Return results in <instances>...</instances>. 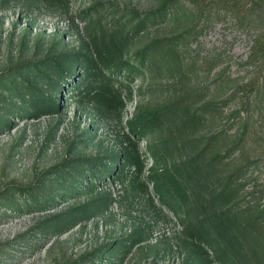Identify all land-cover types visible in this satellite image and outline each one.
Returning <instances> with one entry per match:
<instances>
[{
	"label": "rangeland",
	"instance_id": "1",
	"mask_svg": "<svg viewBox=\"0 0 264 264\" xmlns=\"http://www.w3.org/2000/svg\"><path fill=\"white\" fill-rule=\"evenodd\" d=\"M164 1L0 0V264H183L185 207L149 177L146 148L160 134L139 135L141 104L180 97L200 108V134L216 136L211 152L225 153L226 171L242 169L240 205L264 208V2L174 0L159 21L124 26ZM112 41L121 54H104ZM166 41L175 59L155 48L136 60ZM78 55L91 77H109L121 92L92 99L94 78L74 90L84 74ZM121 61L131 70L115 71ZM130 141L140 160L123 172ZM207 256L229 264L210 249Z\"/></svg>",
	"mask_w": 264,
	"mask_h": 264
},
{
	"label": "trees",
	"instance_id": "2",
	"mask_svg": "<svg viewBox=\"0 0 264 264\" xmlns=\"http://www.w3.org/2000/svg\"><path fill=\"white\" fill-rule=\"evenodd\" d=\"M173 1L165 0L140 23L124 24V26H129L133 31L145 26L148 21H159L175 8ZM208 1L210 0L205 3ZM252 2H264V0H252ZM132 31H127V35H131ZM120 44L121 42L112 41L102 45L101 48L105 55L121 54L122 44ZM172 44L167 41L156 42L142 53H136V60L142 63H145V58L150 60L147 55L155 48L164 54L172 55L171 57L175 59L177 55ZM260 45L261 43L255 40L252 52L261 51ZM72 60L83 67L84 74L81 81L72 85L74 90L80 92L84 88L81 86L84 80L93 81L94 77L91 75H94V71L90 69V61L87 57L78 55ZM120 64V66L113 65L115 71L118 72L123 67L131 70V63L121 61ZM52 65L59 67L55 62H52ZM36 73L42 75L37 69ZM57 73L63 76L62 72ZM97 78L100 79L97 80ZM95 80L98 90L90 95V97L93 96L92 99L103 96L109 102L121 92L120 86L109 77L100 75ZM204 119L205 116L200 108L180 97L173 105L141 104L136 109L134 126L138 129L139 135L160 134V138L146 148L153 164L149 177L159 192L161 190L170 195L185 207L181 222L184 232L180 239L183 252L186 254L183 264H213L212 261L207 260L208 249L214 251L216 256L222 255L229 264H249L245 260L246 253L243 249L250 245L254 248H250L253 258L250 264H264V208L256 207L250 202L244 203V206L240 205L239 191L242 179L239 177L242 169L226 171L223 168L226 166L225 153L211 152L216 136H204L199 132L198 126ZM131 142L128 147L123 148V165L120 170L123 172L126 165L139 164L140 156L135 149V144ZM92 165L101 175L110 177L114 175V170L110 173L111 169H107L100 162H94ZM91 175L95 179L93 174ZM88 182L91 181L88 180ZM90 187L87 184L82 190L88 191ZM92 202L85 204L82 208L93 205ZM162 202L165 203V201ZM168 204L172 209L170 202Z\"/></svg>",
	"mask_w": 264,
	"mask_h": 264
}]
</instances>
